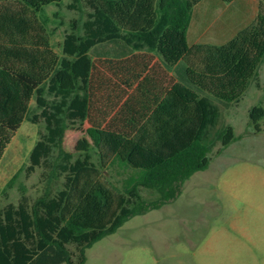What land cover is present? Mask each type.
Listing matches in <instances>:
<instances>
[{
	"label": "trees",
	"instance_id": "1",
	"mask_svg": "<svg viewBox=\"0 0 264 264\" xmlns=\"http://www.w3.org/2000/svg\"><path fill=\"white\" fill-rule=\"evenodd\" d=\"M201 1L71 0L88 11L58 54L38 14L62 0H0V160L34 100L47 133L29 170L50 165L56 149L51 174L63 177L53 193L0 206V264H84L85 250L130 218L174 202L208 168L213 139L219 153L236 140L231 126L217 128L214 101L239 102L256 77L264 7L229 41L189 46ZM103 44L118 53L92 57ZM249 117L258 129L264 109ZM114 168L119 185L104 173Z\"/></svg>",
	"mask_w": 264,
	"mask_h": 264
},
{
	"label": "rangeland",
	"instance_id": "2",
	"mask_svg": "<svg viewBox=\"0 0 264 264\" xmlns=\"http://www.w3.org/2000/svg\"><path fill=\"white\" fill-rule=\"evenodd\" d=\"M71 3L62 0L59 7L50 5L38 14L58 54L72 22L80 29L86 19L88 10L69 9ZM211 10L221 11L215 6ZM118 50L103 44L90 55L114 56ZM214 102L220 108L217 128L231 126L236 140L219 153L220 143L213 139L208 168L193 174L174 202L130 218L115 233L87 248L84 264H264V118L255 129L249 117L252 107L264 109V58L239 102ZM38 114L32 100L26 119L0 160V206L16 204L23 194L33 200L62 187L63 177L51 174L59 162L56 149L50 165L29 170L31 151L47 133L43 119L34 117ZM117 171L121 172L114 168L104 173L119 185L122 177ZM141 193L151 197L147 191Z\"/></svg>",
	"mask_w": 264,
	"mask_h": 264
},
{
	"label": "crops",
	"instance_id": "3",
	"mask_svg": "<svg viewBox=\"0 0 264 264\" xmlns=\"http://www.w3.org/2000/svg\"><path fill=\"white\" fill-rule=\"evenodd\" d=\"M260 0H233L225 6L222 0H202L192 11L187 42L189 46L201 43L223 44L252 22L258 13ZM221 9L215 13L212 7ZM217 27L216 29H212ZM174 74V70H170Z\"/></svg>",
	"mask_w": 264,
	"mask_h": 264
}]
</instances>
